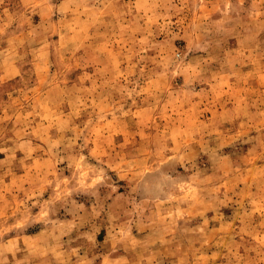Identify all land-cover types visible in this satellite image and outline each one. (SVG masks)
<instances>
[{
  "label": "rangeland",
  "instance_id": "1",
  "mask_svg": "<svg viewBox=\"0 0 264 264\" xmlns=\"http://www.w3.org/2000/svg\"><path fill=\"white\" fill-rule=\"evenodd\" d=\"M0 264H264V0H0Z\"/></svg>",
  "mask_w": 264,
  "mask_h": 264
}]
</instances>
